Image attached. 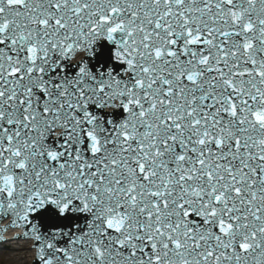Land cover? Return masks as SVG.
Segmentation results:
<instances>
[{"label":"snow or ice","instance_id":"obj_1","mask_svg":"<svg viewBox=\"0 0 264 264\" xmlns=\"http://www.w3.org/2000/svg\"><path fill=\"white\" fill-rule=\"evenodd\" d=\"M0 264H264V0H0Z\"/></svg>","mask_w":264,"mask_h":264},{"label":"water","instance_id":"obj_2","mask_svg":"<svg viewBox=\"0 0 264 264\" xmlns=\"http://www.w3.org/2000/svg\"><path fill=\"white\" fill-rule=\"evenodd\" d=\"M11 258V254H4L3 252H0V261L9 260Z\"/></svg>","mask_w":264,"mask_h":264}]
</instances>
